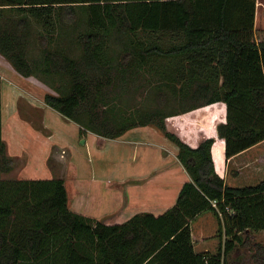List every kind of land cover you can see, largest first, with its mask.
Returning a JSON list of instances; mask_svg holds the SVG:
<instances>
[{"label":"trees","instance_id":"obj_1","mask_svg":"<svg viewBox=\"0 0 264 264\" xmlns=\"http://www.w3.org/2000/svg\"><path fill=\"white\" fill-rule=\"evenodd\" d=\"M256 2L0 0V56L51 89L46 105L103 139L154 126L189 174L163 213L119 223L73 211L63 178L2 177L16 161L2 136L0 76V264H230L241 246L264 264L253 238L264 230V178L230 185L215 170L213 138L192 147L166 127L170 116L222 103L215 131L226 158L264 141ZM204 212L217 222L214 252L194 248L190 222Z\"/></svg>","mask_w":264,"mask_h":264},{"label":"crops","instance_id":"obj_2","mask_svg":"<svg viewBox=\"0 0 264 264\" xmlns=\"http://www.w3.org/2000/svg\"><path fill=\"white\" fill-rule=\"evenodd\" d=\"M259 3L262 6L260 17H264V3ZM258 9L257 6L255 29L258 24ZM0 67L6 68L2 62H0ZM13 71L15 72L14 69ZM0 74H3L2 70ZM12 75L14 78L17 77L16 74ZM4 86L2 80L1 100ZM16 112L13 110L12 114L8 115L12 120L10 124H13L15 129L22 128L21 131L28 140L26 144H31L29 138L41 131L34 129L29 122L22 124ZM42 115L45 123L47 122L43 128L49 130L46 131V136L48 135L45 137L46 140L42 139L43 145L37 148L41 152L40 155L45 154V157L49 153L50 146L54 149L69 150L72 175L67 176L69 179L65 178L64 182L65 186L67 185L70 208L77 213L103 220L106 223L123 222L139 212L158 215L174 204L182 184L189 180V174L177 158V146L175 147L174 143L154 126L131 128L117 138L103 139L90 131L81 134L78 124L65 119L52 108L44 109ZM63 118L66 121L62 120ZM5 124V112L2 108L4 140ZM196 133L197 137H194L192 142L181 138L192 147H196L204 138H213L211 153L215 170L227 182L229 167L233 172L234 170L238 172V175L235 174L236 172L233 173L235 177L243 176L240 169L246 170L243 177L248 176L247 178L264 172V147L255 150L260 148L264 141L226 158L224 141L217 137L213 128L207 134H204L201 128ZM38 136L35 137L39 138ZM81 138L84 139L83 144L80 143ZM38 141L40 143V139ZM26 144L24 150L28 151L29 146ZM30 150L29 159L35 160L39 151ZM251 150L252 156L243 159L242 156ZM47 176L49 177L46 178L52 177Z\"/></svg>","mask_w":264,"mask_h":264},{"label":"rangeland","instance_id":"obj_3","mask_svg":"<svg viewBox=\"0 0 264 264\" xmlns=\"http://www.w3.org/2000/svg\"><path fill=\"white\" fill-rule=\"evenodd\" d=\"M257 1L258 2L256 4L259 8L257 38H259L262 36V31L259 30L264 27V17H260L262 6L259 2L264 3V0ZM259 32H261V34ZM0 62L6 66L5 69L0 67V71L2 70L3 73L2 75L0 74V76L3 80V84L5 85L2 98V108L4 109L6 119V124L4 126V137L7 144L8 153L16 161L15 167L10 172L2 174V177L22 178L28 176L35 178H46L49 177L47 175H51L52 177L64 178V180L65 178L69 179L67 176L71 174V167L69 165L70 153L68 149H54L53 146H50L49 153L46 157L45 154L41 156V152L38 149L43 145V140H46L45 137L48 136H46V131L49 129L43 128L47 122L45 123V120L43 119L42 111L44 109L51 108L45 104L43 98L46 92H51V89L44 82L35 77L29 78L15 73L9 62L1 56ZM12 74H16L17 77L14 78ZM13 110L17 111L16 113L19 115L22 124H24V122H29L30 125L34 127V129L41 131L36 133L37 135H33V137L29 138V143L31 144H26L28 140L25 139V134L23 131H21L22 128L15 129L13 124H10L12 120L8 115H11ZM212 111L214 112L213 114ZM62 120L65 119L63 118ZM224 120V105L222 103H215L170 116L166 118V127L168 130L176 133L179 137L184 138V140L192 142L193 138L197 137L196 132L200 128L204 134H207L211 128L215 130V126ZM35 136H38L39 138H36ZM39 139L40 143L38 141ZM25 144L30 147L29 148L26 146L29 152L24 150ZM174 146L176 147L175 144ZM261 147H264V143L261 145ZM30 149H32L33 152L39 151L38 157H35V160L29 159L31 155L29 154L31 151ZM255 150H258V148ZM251 154L252 150L248 153H245L242 158H250L252 156ZM179 163L181 164V162ZM245 171L246 170L240 169V172L243 176L246 174ZM72 172L74 171L72 170ZM227 173L229 176L228 183L232 186L253 185L261 178H264V172H259V174H256L251 178H247L248 176L234 177L230 167ZM190 226L194 237V248L197 251L214 252L218 243V238L215 237L217 222L212 213H202L195 219L191 220ZM253 235L254 240L264 243V230L257 231ZM251 253V248L241 246L231 253L229 262L230 264H253V261L250 258Z\"/></svg>","mask_w":264,"mask_h":264},{"label":"water","instance_id":"obj_4","mask_svg":"<svg viewBox=\"0 0 264 264\" xmlns=\"http://www.w3.org/2000/svg\"><path fill=\"white\" fill-rule=\"evenodd\" d=\"M80 143H82V144L84 143V139L83 138H81Z\"/></svg>","mask_w":264,"mask_h":264},{"label":"bare ground","instance_id":"obj_5","mask_svg":"<svg viewBox=\"0 0 264 264\" xmlns=\"http://www.w3.org/2000/svg\"><path fill=\"white\" fill-rule=\"evenodd\" d=\"M5 96V95H4Z\"/></svg>","mask_w":264,"mask_h":264}]
</instances>
